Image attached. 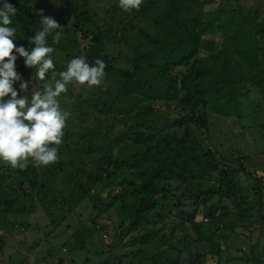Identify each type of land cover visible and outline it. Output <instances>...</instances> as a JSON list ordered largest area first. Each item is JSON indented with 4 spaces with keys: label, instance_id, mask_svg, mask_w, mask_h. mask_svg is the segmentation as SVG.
<instances>
[{
    "label": "trees",
    "instance_id": "obj_1",
    "mask_svg": "<svg viewBox=\"0 0 264 264\" xmlns=\"http://www.w3.org/2000/svg\"><path fill=\"white\" fill-rule=\"evenodd\" d=\"M41 1L8 0L17 8L9 25L15 43L29 51L28 38L43 27L33 17ZM55 1L57 20L93 25L91 0ZM130 12L120 34L130 51L126 68L107 64L111 58L101 54L107 36L94 34L89 52L107 65L111 84L99 86L97 96L75 93L69 112L77 117L63 135L73 145V157L64 160L69 168L62 160L45 168L30 161L24 169L0 160V227L6 213L15 211L18 220L39 210L55 228L64 209L82 204L90 223L79 219L66 238L82 247V264L95 257L92 264H222L219 239L239 227L258 230L247 261L264 264V175L244 168L243 185L241 168L223 172L214 126L219 114L242 123L246 108L255 120L248 127L264 142V0H143ZM141 18L152 28L137 25ZM54 36L47 37L52 56ZM17 57L16 71L37 80ZM64 151L70 150L61 144V158ZM226 151L223 161L232 158ZM236 153L233 162L242 165L245 154ZM110 214L118 224L104 254L92 250L95 242L87 248L88 238L108 231L103 219Z\"/></svg>",
    "mask_w": 264,
    "mask_h": 264
},
{
    "label": "rangeland",
    "instance_id": "obj_2",
    "mask_svg": "<svg viewBox=\"0 0 264 264\" xmlns=\"http://www.w3.org/2000/svg\"><path fill=\"white\" fill-rule=\"evenodd\" d=\"M57 1L55 0H42L40 6H33V17L38 20L39 23L41 16L40 11L43 10L44 16L54 18L61 27L55 30L53 33H59V39L57 41V49L52 56L57 78H59V72L66 70L68 62L76 57H85L90 65L95 64L92 53L89 52V48L94 40V34L102 32L106 37L105 45L103 46L102 55H106V61L111 58V62H107L112 67L126 68L128 65L125 61V57L130 52L125 43L120 39L121 32L131 21L132 12H125L119 7V0H91L88 8V16L92 21L91 26H86L84 23L77 25L76 19H70L65 22H61L54 17V13L58 10ZM137 19H134L136 22ZM137 25H141L146 29H151L152 26L146 23V20L141 18L136 22ZM42 25V24H41ZM66 27L67 31L63 28ZM127 35L129 32H126ZM220 35L215 36V40H219ZM107 66V65H106ZM106 68V67H105ZM23 81H28V89L25 92L19 91V83L16 82L14 87L17 88L20 96H25L28 100L31 97L28 94H32L35 91H43V84L39 85L36 78L32 75L21 76ZM111 84V80L105 75L102 83L99 86ZM99 86H94L91 89L86 85H80L73 81L67 85V92L62 93L58 97L61 109L69 112L71 103L75 97V93L79 90L83 91L82 99L89 94L97 96ZM245 119L242 123L237 121V118L233 114L228 116L217 115L218 123H215L216 134L218 136L215 143H217L216 150L218 151V160L220 166L224 169L227 167L241 168L243 171L239 176L241 184L248 185L249 183L244 179L246 176L245 170H251L256 173V176L264 175V142L261 139V133L256 132L252 125L250 118V111L244 108ZM70 116L66 121V127L64 133L71 130V123L76 119V113L69 112ZM264 120V119H263ZM246 126V127H245ZM64 137H62L63 140ZM64 141V140H63ZM62 141L63 156L58 154V162L62 160L64 166L69 168V164L64 160H69L73 157L71 149L73 148L72 140L67 139ZM66 143L69 146H65ZM221 145V147H219ZM223 145V146H222ZM68 147V148H67ZM229 149L231 159L228 161L221 160L220 154H227ZM232 149L238 152L242 156H245L244 162L247 163L248 157H253L248 164L243 162L240 165L237 162H233V158L237 157L236 152H232ZM55 162V163H56ZM53 163V164H55ZM245 164V165H244ZM46 166H43L45 168ZM253 173V174H254ZM240 184V185H241ZM35 202V201H34ZM88 209H84L83 205H78L72 209H64L65 216L60 219V225L53 228L49 218L42 212L37 210L35 213L23 212V218L14 217V212L6 213L4 219L7 224L4 228L0 227V264H82L85 257L82 247L80 248L73 245L66 239L77 227L78 220L82 219L90 223L88 216ZM110 218L103 219V222L108 225V231L98 230L93 237L87 239V248H91V241L96 244L92 246V250L96 251L98 248L103 249L102 254L108 248L107 245L114 237L113 229L117 227L118 221L113 215H109ZM66 217V218H65ZM24 221L22 222V220ZM28 222L32 224L29 228ZM103 223V224H104ZM102 224V223H101ZM35 228V230H34ZM121 228V227H120ZM118 231V230H117ZM40 232V234H37ZM238 232V233H237ZM250 234L247 229L239 227L237 230L229 228L225 231V235L219 239L222 253V264H255L253 261H247V256L250 253V243H253L259 232L254 231L250 234L249 239H244L242 235ZM37 239V243H35ZM65 243V245H64ZM98 244V245H97ZM65 246V247H64ZM47 250H50L47 251ZM100 251V250H99ZM262 251L256 252L257 254ZM115 253V252H113ZM260 255V254H259ZM91 257V255H88ZM25 258V261H24ZM62 258V261L60 260ZM28 259V261H27ZM59 260L61 262H59ZM227 260V261H225ZM97 261V258L90 259L87 264Z\"/></svg>",
    "mask_w": 264,
    "mask_h": 264
},
{
    "label": "clouds",
    "instance_id": "obj_3",
    "mask_svg": "<svg viewBox=\"0 0 264 264\" xmlns=\"http://www.w3.org/2000/svg\"><path fill=\"white\" fill-rule=\"evenodd\" d=\"M142 3L143 0H119V7L130 12L139 10ZM16 11L8 0L0 6V160L12 168L24 169L30 161L36 166H47L58 160V147L70 116L61 109L58 97L67 92V85L73 81L89 89L99 86L106 65L101 59L90 65L85 57H76L57 78L51 55L54 49L47 45V37L61 25L54 18L44 16L41 10L43 27L28 38L34 45L29 51L17 46L16 29L9 26ZM58 39L57 32L53 41ZM17 54L24 58L25 67L36 70V77L43 82V91L33 92L30 100L20 96L14 87L20 82L19 91L25 92L29 85L16 71Z\"/></svg>",
    "mask_w": 264,
    "mask_h": 264
},
{
    "label": "water",
    "instance_id": "obj_4",
    "mask_svg": "<svg viewBox=\"0 0 264 264\" xmlns=\"http://www.w3.org/2000/svg\"><path fill=\"white\" fill-rule=\"evenodd\" d=\"M222 171H223V172H225V169H224V168H222Z\"/></svg>",
    "mask_w": 264,
    "mask_h": 264
}]
</instances>
